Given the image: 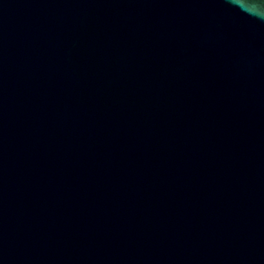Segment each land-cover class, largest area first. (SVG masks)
<instances>
[{
  "label": "water",
  "instance_id": "water-1",
  "mask_svg": "<svg viewBox=\"0 0 264 264\" xmlns=\"http://www.w3.org/2000/svg\"><path fill=\"white\" fill-rule=\"evenodd\" d=\"M0 264H264V0H0Z\"/></svg>",
  "mask_w": 264,
  "mask_h": 264
}]
</instances>
